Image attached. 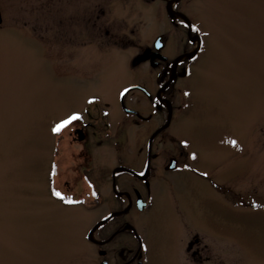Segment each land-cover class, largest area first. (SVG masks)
<instances>
[{
	"label": "rangeland",
	"instance_id": "374dc122",
	"mask_svg": "<svg viewBox=\"0 0 264 264\" xmlns=\"http://www.w3.org/2000/svg\"><path fill=\"white\" fill-rule=\"evenodd\" d=\"M169 6L201 38L178 68L172 109L154 100L172 70L163 72L199 38L189 41ZM0 10V264H118L120 246L102 255L89 238L112 207L90 193L82 169L111 168L114 149L139 153L169 111L158 151L201 174L156 160L149 207L132 216L144 264H190L188 225L207 264H264V0H0ZM159 35L167 61L152 66ZM133 84L152 94L124 96L151 117L138 125L120 101ZM87 121L97 135L72 139ZM100 190L108 195L112 181Z\"/></svg>",
	"mask_w": 264,
	"mask_h": 264
},
{
	"label": "flooded vegetation",
	"instance_id": "af4514ba",
	"mask_svg": "<svg viewBox=\"0 0 264 264\" xmlns=\"http://www.w3.org/2000/svg\"><path fill=\"white\" fill-rule=\"evenodd\" d=\"M168 71L169 69L166 67L163 72L165 77H167L166 75ZM171 83L172 81L170 84ZM138 90L145 94L144 91L140 89ZM163 92L164 93H162L161 97L169 99L166 96L167 86L164 88ZM151 96L152 95L148 97ZM154 100L162 107L164 106V103L159 99L157 93ZM125 113L127 117H133L134 123L137 125L149 122L151 119L149 116H144L140 111L139 114L136 112ZM167 122L168 118L164 120V123L154 129V131H150L147 138L148 140H146L142 146L138 147L139 153H131L128 148L126 149L125 147L117 150L114 149L113 164L111 168H105L100 165L97 170L94 169V167H84V169H82V177L93 185L90 190L92 192L90 193L94 195L97 200L102 198L105 202V199H110V206L112 207L107 215L101 217L95 225L90 228L89 233L96 232L97 238H94L93 241L100 248V253L102 255H106V252L103 249L104 246L109 244H114V247L116 248L120 246V253H123V255L118 264H144V242L134 226V218L132 216L138 211H144L149 207L147 202L148 192L144 191V187L149 186L151 178L155 175L157 168L156 160L158 157L163 155L162 159L165 160L161 163H163V168L167 171L183 167L186 170H193L196 174H201L196 168L191 166V162L188 161V158L176 156L164 146L158 151L156 147L157 139L159 135L164 133L169 127L171 121L168 126L161 129L167 124ZM123 123L124 121L122 120L121 124ZM95 128L96 124L94 122L87 121L83 125L76 126L70 133V136L75 140H86L87 136L90 135V132L92 135H97V132L94 130ZM159 129L161 130L158 131ZM155 132L157 133L152 138V135ZM116 136L119 137V133H117L115 137ZM164 154H167L168 156L164 157ZM172 160H176L174 167H171ZM55 172L56 169L54 164L53 174H55ZM109 181H112L113 190H111L108 195L103 196L100 190V184L107 185ZM195 231L198 233L197 228L188 225L187 230L182 237L184 238L186 234H188V236L190 234V239H187L188 241L186 242L187 251L191 254L188 263L207 264L206 262L210 260V257H199L200 237L197 233H194ZM121 237H125L126 239L119 241ZM101 264H109V261L105 258Z\"/></svg>",
	"mask_w": 264,
	"mask_h": 264
},
{
	"label": "water",
	"instance_id": "95a60500",
	"mask_svg": "<svg viewBox=\"0 0 264 264\" xmlns=\"http://www.w3.org/2000/svg\"><path fill=\"white\" fill-rule=\"evenodd\" d=\"M173 1H174V3H176V2H178V1H180V0H173ZM169 12H170V14H171L172 17H174V16H176V15H180V16H184V17H185V15H184L183 13H181L180 11H178V10H176L175 8L170 7V6H169ZM2 20H3V17H2V14H1V10H0V23L2 22ZM187 22H188V25H189V30L191 31V29H192L191 23H190L189 20H187ZM191 38L194 39L195 36H194V37L191 36ZM200 44H201V38L199 37V46H198V48H197L195 51H193V52H188V53H186L185 55H183V56H181V57H179V58H177V59L175 60V63H174V73H173V75H171L170 79L168 80V83L165 84V85H163L162 89H164V88H165V87H166V86H167V85L173 80V78H174V76H175V70H176V67H177L179 61L182 60V59H184L185 57L193 56V55L197 52V50L199 49ZM164 46H165V42L163 41V36H162V35H159V36L156 38L155 42H154L155 52L152 54L151 59H150V61H151V65H152V66H155V65H157V63H158L157 61H155V58H156V57H159L161 60H166V59H167V57L161 53V50L164 48ZM133 89H141V90L145 91L148 95H150V92H149L144 86L139 85V84L132 85V86L126 88V89L123 91V93H122V95H121V99H122V104H123L124 109H125L127 112H131V111H132V112L139 113V112L136 111V110H133V109H130V108L126 107L125 104H124V102H123L124 95H125L127 92H129L130 90H133ZM158 95H159V94H158ZM159 96H160V95H159ZM161 100H162V98H161ZM165 101H166V100H165ZM166 102L169 104V107L172 108L170 101L167 100ZM170 121H171V112H170V114H169V120H168L167 124L164 125L161 129H163V128H165L166 126H168V124L170 123ZM161 129H159L158 131H160ZM158 131H157V132H158ZM157 132H155V133L152 135V138L154 137V135H156ZM175 163H176V161L173 160V161H172V165H171V167H174V166H175Z\"/></svg>",
	"mask_w": 264,
	"mask_h": 264
},
{
	"label": "trees",
	"instance_id": "16d2710c",
	"mask_svg": "<svg viewBox=\"0 0 264 264\" xmlns=\"http://www.w3.org/2000/svg\"><path fill=\"white\" fill-rule=\"evenodd\" d=\"M186 27H187V25H186ZM193 31H194V27H193ZM196 56H197V54H196L195 56H193V57H190V58H187V59L181 61V62L179 63V65H178V68L180 69L182 66H184V65L186 64L187 61H189V60L195 58ZM169 66H170V65H169ZM169 66H168V68H169ZM175 83H176V81H175V79H174V80L172 81V83H171L170 85H168V87H167V94H166V96L171 100L172 103H174V98L171 96V93L174 91Z\"/></svg>",
	"mask_w": 264,
	"mask_h": 264
},
{
	"label": "snow or ice",
	"instance_id": "6c2138e0",
	"mask_svg": "<svg viewBox=\"0 0 264 264\" xmlns=\"http://www.w3.org/2000/svg\"><path fill=\"white\" fill-rule=\"evenodd\" d=\"M78 115H72L70 117H68L66 120L62 121L60 124H58L53 131L59 132L62 128H64L65 126H67L68 124H70L73 120L78 119ZM235 143V142H233ZM55 195H57L58 197H61L63 199V197L61 196V194L59 192H55Z\"/></svg>",
	"mask_w": 264,
	"mask_h": 264
}]
</instances>
